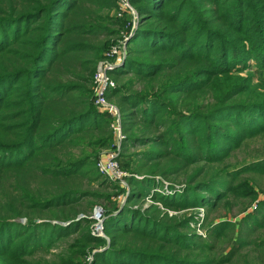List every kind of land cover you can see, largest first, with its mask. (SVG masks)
Instances as JSON below:
<instances>
[{
  "label": "trees",
  "instance_id": "1",
  "mask_svg": "<svg viewBox=\"0 0 264 264\" xmlns=\"http://www.w3.org/2000/svg\"><path fill=\"white\" fill-rule=\"evenodd\" d=\"M130 3L134 32L119 0H0V264H264V245L251 261L242 230L216 257L229 223L203 239L200 213L179 214L261 192L264 159L225 163L264 136V0ZM125 36L108 99L126 136L120 166L142 179L129 178L120 208L123 190L97 169L114 133L113 116L95 106L94 76ZM145 199L148 209L135 208ZM98 203L107 238L92 233ZM256 209L244 218L259 226L264 198Z\"/></svg>",
  "mask_w": 264,
  "mask_h": 264
},
{
  "label": "rangeland",
  "instance_id": "2",
  "mask_svg": "<svg viewBox=\"0 0 264 264\" xmlns=\"http://www.w3.org/2000/svg\"><path fill=\"white\" fill-rule=\"evenodd\" d=\"M127 79L129 78L126 77L125 81H127ZM109 101L118 109V111H120L118 104L115 102L116 99L114 101L109 99ZM115 120L116 119L113 117L112 124L115 122ZM114 139H115V135H114ZM117 147L119 149H122L119 154V157L122 159L125 146L123 142L122 143L119 142L117 137H116V146L111 149L104 150L102 154L104 153H106V155L111 154L112 152L117 150ZM143 149H144L143 147H131L129 153L131 154L139 153ZM260 159H264V136H259V137H256L254 139L247 141L246 144H244L239 150L232 152V155L230 156V158L226 160L225 164L229 167V170L233 171L234 169H238L244 165L251 164L254 161H257ZM122 169L126 171L129 176L127 180L128 184H129V178L130 177L132 178V176H134L136 179H139V180L142 179V176L133 175L129 169H124V168ZM162 182L175 183L179 186L185 184V181L182 178L178 179L176 182L172 180L171 181L163 180ZM259 182L261 185V189H260L261 192L258 195V199L256 201H253L252 203L249 202V200L236 197L235 194H228V196L222 201H220L218 206L212 211L210 210V212L208 211L206 207L204 208L202 207V208H197L193 210L181 211L179 213L180 215L182 214L190 215V214H195L198 212L200 213L199 215L203 214V217L200 216L199 220L193 223L195 232L199 236H201L203 239L208 238L209 231L211 228L215 229L217 225L223 222L229 223L228 228L219 232L221 233L222 238L219 239V242L214 243V247H216V249L213 252V254L216 257L222 256L228 253V250L230 249V247H232L236 243V238L239 236V230H242L241 235L243 236V239L245 240L250 239L252 241L251 247H247V249H245L244 251H249V252L251 251V254H250L251 261L253 260L259 261V262L261 261V260L254 259L255 255H257V252H254V250L257 249L256 251H259L258 247L260 246L262 247V245H264V221L262 220L263 216L258 217L259 219L258 221H260L261 224L263 223L262 225H259V226L258 225L256 226L253 223V221H250L244 218L248 213H254L257 210L256 205H258L259 201H262L264 198V177H258V183ZM110 183L120 186V184L116 182H110ZM92 187H94V189H98L96 185H92ZM160 187H161L162 192H166L165 188H162V186ZM121 189L123 190V192H121L118 195V197L115 199L119 203L120 208L124 207L127 204V200L131 193V185L129 184L127 188L121 187ZM178 190L180 192V190L182 189H178ZM103 192L111 193L112 191H103ZM152 194H154L153 190H152ZM173 195H175L174 192H171L170 196H173ZM152 204H153L152 200L145 199L143 202L136 203L135 208L142 209L144 211L148 209V207ZM97 206L102 207L103 205L101 203H98L95 207ZM173 214H178V213H171V215ZM243 218L245 219V221ZM250 226L251 227L255 226V231L252 234H250L249 232ZM71 240L72 238L65 240V242L71 241ZM211 241H214V239ZM223 249L225 251H223ZM262 260H264V258ZM235 264H244L243 258L240 256H237Z\"/></svg>",
  "mask_w": 264,
  "mask_h": 264
},
{
  "label": "built area",
  "instance_id": "3",
  "mask_svg": "<svg viewBox=\"0 0 264 264\" xmlns=\"http://www.w3.org/2000/svg\"><path fill=\"white\" fill-rule=\"evenodd\" d=\"M124 13H129L133 16V32L138 25V14L132 7L130 0H119L118 16H123ZM129 39L125 36L124 40L120 41L117 46H113L108 51V56L115 57V62H103L99 65L98 70L94 76V94H95V106L103 112H108L116 120L112 124V130L115 135L114 146H116V137L120 143H124L125 134L122 126V119L120 111L110 103L108 96L110 91L116 87V83L110 75V72L119 67L127 57V45ZM119 150V151H118ZM122 149L117 147V150L111 154H103L102 158L97 164L99 174L109 182L119 183L122 188L128 187V174L124 171L119 164L118 157ZM167 193L170 192L167 190ZM202 212V211H200ZM203 217V214L200 215ZM84 217V216H81ZM89 219L93 222L92 233L96 237L107 238L104 228V211L102 207H95ZM87 264H92L93 257L90 256L87 259Z\"/></svg>",
  "mask_w": 264,
  "mask_h": 264
}]
</instances>
